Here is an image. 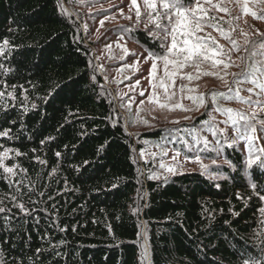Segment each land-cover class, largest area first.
Masks as SVG:
<instances>
[{
  "label": "trees",
  "instance_id": "16d2710c",
  "mask_svg": "<svg viewBox=\"0 0 264 264\" xmlns=\"http://www.w3.org/2000/svg\"><path fill=\"white\" fill-rule=\"evenodd\" d=\"M192 8L204 18L195 35L226 55L169 78L163 61L148 57L163 51L148 35L163 37L155 29L160 0L155 10L144 0H0V153L8 152L0 207L9 210L0 213V264H264V200L254 194L264 193L260 123L252 121L251 154L246 139L226 143L245 132L237 113L264 120V93L248 82L254 64L264 67V56L250 55L262 51L251 42L264 39V25L243 38L229 0H193ZM255 16L264 22V11ZM145 74L163 81L173 106L190 100L200 109L193 117L135 115L123 91ZM220 92L228 99L213 98ZM216 141L220 155L211 150ZM167 150L199 156V170L154 178Z\"/></svg>",
  "mask_w": 264,
  "mask_h": 264
},
{
  "label": "snow or ice",
  "instance_id": "6c2138e0",
  "mask_svg": "<svg viewBox=\"0 0 264 264\" xmlns=\"http://www.w3.org/2000/svg\"><path fill=\"white\" fill-rule=\"evenodd\" d=\"M132 3L135 4L136 0H132ZM195 3L199 5L200 0H195ZM144 4L148 9H156V0H144ZM161 7L164 9L163 12L157 13L155 17V29L160 30V32L163 33V37L160 36L159 32L156 31H149L148 35L153 36L156 39H160V49L163 51L160 53L153 52L151 50L148 51V57L154 58L155 60H162L164 69H165V76L166 77H172L176 74V70L181 69L185 67V65H189L192 67H195L199 69L200 65L208 61L209 59L216 57V56H221V55H226L224 53L223 49L220 48L219 46L212 47L210 46L207 42H205L204 38L196 36L195 33L201 30V24L202 20L204 19L203 17H197L196 15V9L192 8L193 0H160ZM224 11H227V9H223ZM175 12V19H173L171 13ZM201 11H206L201 9ZM137 17L139 18L140 16V11L139 8L137 9L136 12ZM191 17V18H189ZM149 19H151V14H149ZM165 21H167L165 23ZM147 27V25H146ZM171 37V43L170 46L168 45V37ZM225 38H229L227 34H225ZM235 43V42H233ZM247 43V41H246ZM8 41H4V45H7ZM213 44H215V41H213ZM252 47L255 48L258 47L260 52H251L250 55L256 56V55H262L264 56V39L261 41H252L251 42ZM3 51V48L0 47V52ZM41 57L44 56V51L41 49L40 52ZM153 61L151 64L152 71L154 72L156 70V63ZM223 64V67L226 69L230 65L228 63H225L223 60L220 59H212V65L215 67L216 65ZM169 66L172 67V71H169ZM205 75H209V73L205 72ZM259 76H264V67L259 66V62L257 64H254L252 66V77L249 79L248 82L254 84L256 87L260 89L261 93H264V82H261L258 77ZM235 75L238 74H233ZM187 79L192 80L193 77L191 75L187 76ZM236 83H239V81H234ZM139 83V81H137ZM68 85L65 84L63 87L66 88ZM161 87L164 86L163 81H161ZM61 91L63 88L60 89ZM249 92H252V89H248ZM58 95V91L53 92L50 94L53 98H55ZM141 96H144V92L142 91L140 93ZM217 96L224 97L225 99H228V97L225 96L224 93H213V98L215 99ZM191 98V97H190ZM238 100L241 102H247L244 100L243 97H240L239 94L237 93ZM47 102V101H46ZM143 103V101H141ZM253 104H259V101H252ZM165 104H161V107H165ZM180 107V105H177ZM35 107V105H33ZM217 111H227L231 112V109H220L217 108ZM237 116L239 117L240 120L246 121L245 125V132L241 135H238L236 138L232 139L230 142L226 140V143L228 144L229 147L236 145L240 139H246L248 143V148L249 152L251 154V149L253 147L252 145V140H253V135L256 132V127L252 123L253 120H257L258 123H260V131L264 133V120H258L256 117L255 113H253L252 116H246L243 113H237ZM233 124L236 123L235 119L232 121ZM237 132H239V129H237ZM0 135H7L6 132H0ZM54 139V138H50ZM45 141H41V143H44ZM107 143V142H106ZM207 141H205V144L207 145ZM216 145L211 148L212 151H215L217 155H220L221 149L224 147L223 144H220L219 141H216ZM67 147V146H65ZM105 145H101L97 148V154L99 152L103 151ZM264 151V150H262ZM8 154L7 150L5 152L0 153V166H3L2 161L3 158L6 157ZM55 155L59 157L61 155L60 152H56ZM259 159V157H257ZM196 160L199 161L200 157L197 156ZM216 161L212 160V163L214 164ZM225 163L229 164L230 167H235L234 165L231 164V161L225 160ZM43 163V161H42ZM90 161L84 160L83 165H88ZM252 161L249 160V164H251ZM161 167H164L162 164ZM261 169L264 170V162L261 163L260 165ZM201 168L207 172V166L203 165L201 163ZM13 169L12 167H4V172L7 173H12ZM168 171H172V169H168ZM212 179H218L219 177L217 176H212ZM113 188H116L117 185L115 183L112 184ZM216 187H220V185H216ZM252 187L255 189L256 185L253 184ZM261 200H264V193H261L259 190H257L255 193ZM238 199L242 197H237ZM21 209H23V205H19ZM6 211H9L8 209L0 207V213H4ZM264 211V210H262ZM39 251V250H38ZM245 264H249V261H245ZM250 264H257L255 260H252Z\"/></svg>",
  "mask_w": 264,
  "mask_h": 264
},
{
  "label": "rangeland",
  "instance_id": "374dc122",
  "mask_svg": "<svg viewBox=\"0 0 264 264\" xmlns=\"http://www.w3.org/2000/svg\"><path fill=\"white\" fill-rule=\"evenodd\" d=\"M84 1V0H83ZM121 1V0H115ZM229 3L232 6L237 8V11L241 12V36L245 38L247 35L253 33L255 31V27H261L264 25L262 20L257 19L255 15L258 12L264 11V2L261 1L254 2H245L244 0H229ZM100 6V5H99ZM98 6V7H99ZM95 32H100V21ZM261 29V28H260ZM239 38L241 37L238 35ZM123 46V43H120V47ZM116 49H112L114 51ZM100 56V55H99ZM134 61L131 62V66L134 65ZM128 75L129 79L132 76L134 69H130ZM148 69V68H147ZM121 69H117L116 76L114 79L119 78L121 76ZM162 70L159 68L156 70V75L161 76ZM121 78V77H120ZM139 81V83H137ZM144 92V96H141L140 93ZM123 95H130L129 100L127 101L130 104L131 101V109L135 115L139 113L145 114L146 112L151 116L152 119L157 117L167 118L171 115L179 114V116H191L195 115V113L200 109L199 107H194L192 105V101L183 102L178 106H173L175 103L173 102V94L169 92V89L166 87H159L158 83L154 80V83L147 79L146 74L144 76H139L135 82L128 84L125 86V92L123 91ZM177 97V96H176ZM193 98L198 99V93H193ZM143 101V103H141ZM161 104H165V107H161ZM162 156V160L158 161L157 164L160 167L156 170L154 174V178L161 179L165 177H172L174 175H181L185 173L197 172L199 170L200 162L196 160H190L182 157L179 154H175L170 150L165 151V153H160ZM164 167H161V165ZM168 169H172V171H168Z\"/></svg>",
  "mask_w": 264,
  "mask_h": 264
}]
</instances>
